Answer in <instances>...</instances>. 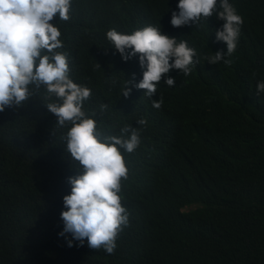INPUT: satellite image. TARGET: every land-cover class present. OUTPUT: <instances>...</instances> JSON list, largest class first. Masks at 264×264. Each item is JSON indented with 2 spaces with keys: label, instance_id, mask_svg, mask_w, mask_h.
I'll return each mask as SVG.
<instances>
[{
  "label": "trees",
  "instance_id": "obj_1",
  "mask_svg": "<svg viewBox=\"0 0 264 264\" xmlns=\"http://www.w3.org/2000/svg\"><path fill=\"white\" fill-rule=\"evenodd\" d=\"M178 2L154 0L153 15L143 0H72L70 20L52 21L60 23L71 78L92 89L85 107L104 120L106 133L147 120L139 147L124 153L129 224L112 254L89 248L86 239L69 247L71 235H59L67 178L77 172L61 138L66 129L46 108L56 98L41 88L0 112V264H264V93H257L264 0H229L244 20L235 52L225 57L231 65L205 59L227 51L216 40L224 21L214 15L203 28L174 27ZM158 24L186 40L199 64L188 76L171 70L174 86L162 77L152 98L132 85L124 97V81L135 74L139 83L143 69L116 55L106 32ZM100 104L110 110L101 115Z\"/></svg>",
  "mask_w": 264,
  "mask_h": 264
},
{
  "label": "clouds",
  "instance_id": "obj_2",
  "mask_svg": "<svg viewBox=\"0 0 264 264\" xmlns=\"http://www.w3.org/2000/svg\"><path fill=\"white\" fill-rule=\"evenodd\" d=\"M143 1L154 15V0ZM177 7L179 11L172 12L170 21L177 28H203L202 20L208 21L214 15L224 21L216 31V40L226 43L227 51H217L205 59L213 65L221 61L231 65L232 61L225 57L235 52L244 23L236 7L229 0H179ZM71 8L72 0H0V112L13 105L21 106L41 88L49 97L55 96V102L47 103L46 108L57 117L56 127L66 129L61 138L77 172L67 178L71 191L63 197L66 210L60 214L64 227L59 235H71L69 247L73 240L82 246L86 239L89 248H102L112 254L119 234L129 224L121 195L122 182L129 179L124 153L132 154L139 147L147 120L140 118L136 127L125 124L114 135L106 133L104 120L97 119L95 110L85 107L92 89L71 78L69 53L63 50L61 39L59 22L70 20ZM57 16L59 22L52 23ZM106 38L116 55L143 69L136 73H143L139 83H134L135 74L124 81V97L130 95L132 85L152 98L162 77H167L165 84L174 86L175 78L167 75L171 70L188 76L199 64V59L194 60L197 51L186 40H178L169 30L161 29L160 24L131 33L113 28L106 32ZM95 67L101 69L98 63ZM112 84L115 86L116 81L112 80ZM257 93H264V81L257 83ZM152 104L160 109L163 97L153 99ZM109 110L107 104L99 105L101 115Z\"/></svg>",
  "mask_w": 264,
  "mask_h": 264
},
{
  "label": "rangeland",
  "instance_id": "obj_3",
  "mask_svg": "<svg viewBox=\"0 0 264 264\" xmlns=\"http://www.w3.org/2000/svg\"><path fill=\"white\" fill-rule=\"evenodd\" d=\"M191 208H192V207H187L186 209H187V210H190Z\"/></svg>",
  "mask_w": 264,
  "mask_h": 264
}]
</instances>
